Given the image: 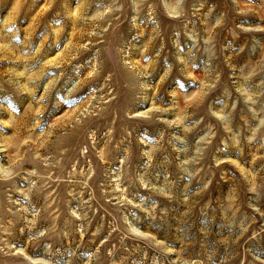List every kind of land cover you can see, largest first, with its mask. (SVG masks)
Masks as SVG:
<instances>
[{
  "label": "rangeland",
  "instance_id": "1",
  "mask_svg": "<svg viewBox=\"0 0 264 264\" xmlns=\"http://www.w3.org/2000/svg\"><path fill=\"white\" fill-rule=\"evenodd\" d=\"M0 264H264V0H0Z\"/></svg>",
  "mask_w": 264,
  "mask_h": 264
}]
</instances>
